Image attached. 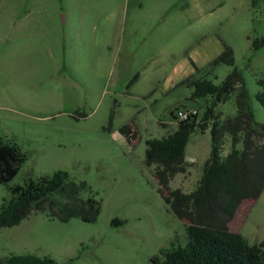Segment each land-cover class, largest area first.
<instances>
[{
	"label": "rangeland",
	"instance_id": "1",
	"mask_svg": "<svg viewBox=\"0 0 264 264\" xmlns=\"http://www.w3.org/2000/svg\"><path fill=\"white\" fill-rule=\"evenodd\" d=\"M263 37L264 0H0V136L28 157L10 185L66 171L102 200L96 223L33 214L2 229L0 257L150 264L171 243L184 246L188 223L161 194L146 141L176 129V108L194 107L202 116L204 103L177 84L201 78L195 68L207 69L224 45L233 49L255 119L264 124L256 98L264 48L252 47ZM230 71L219 65L205 77L219 85ZM237 111L234 95L216 109L222 120ZM128 125L133 141L122 133ZM263 146V133L243 129V163L263 155ZM211 149L210 130L194 132L186 149L191 167L168 190L192 192ZM9 197L0 184V206ZM114 219L126 224L113 226ZM230 229L251 245L264 241V192L243 202Z\"/></svg>",
	"mask_w": 264,
	"mask_h": 264
},
{
	"label": "trees",
	"instance_id": "2",
	"mask_svg": "<svg viewBox=\"0 0 264 264\" xmlns=\"http://www.w3.org/2000/svg\"><path fill=\"white\" fill-rule=\"evenodd\" d=\"M252 47L255 51L264 48V37L255 39ZM219 65H226L231 71L217 85L205 76ZM195 70L203 76L196 79L190 75L177 85L190 89L191 101L204 103L202 116L178 122L169 135L146 141V162L155 165L154 177L161 187V194L173 214L188 223L186 244L177 246L171 243L168 248L160 250L159 255L152 257L150 264H264V241L251 245L244 236L230 229L243 202L256 200L264 192V154L254 155L243 163L240 148L243 129L252 128L264 134V124L255 119L249 93L236 67L231 47L224 45V51L207 69ZM259 85L262 89L256 98L264 108V79L259 81ZM233 95L237 114L222 120L216 109ZM172 113L175 114V111ZM76 116L86 117V114L76 113ZM113 118L114 112L110 124ZM131 127H124L122 133L129 137ZM198 130H210L212 143L202 176L190 193L182 189L169 191L175 176L187 174L191 167L186 159V149L191 135ZM134 138L129 137L130 141ZM227 144L230 145L229 151L225 153ZM262 150L264 153V146ZM27 160V154L15 141L0 136V184L7 186L10 192V197L0 206V231L19 226L33 214H43L61 223L73 219L89 224L98 221L102 213L98 192H94L87 181L73 180L66 171L29 177L23 184L11 186ZM125 224V220L112 221L116 227ZM0 264L62 263L49 256L13 254L3 259L0 257Z\"/></svg>",
	"mask_w": 264,
	"mask_h": 264
},
{
	"label": "built area",
	"instance_id": "3",
	"mask_svg": "<svg viewBox=\"0 0 264 264\" xmlns=\"http://www.w3.org/2000/svg\"><path fill=\"white\" fill-rule=\"evenodd\" d=\"M199 112L197 109H185V108H176L175 110V118L178 122L189 120L195 116H198Z\"/></svg>",
	"mask_w": 264,
	"mask_h": 264
},
{
	"label": "crops",
	"instance_id": "4",
	"mask_svg": "<svg viewBox=\"0 0 264 264\" xmlns=\"http://www.w3.org/2000/svg\"><path fill=\"white\" fill-rule=\"evenodd\" d=\"M189 98H190V96H189ZM188 98V99H189ZM190 100V99H189ZM185 109H196V108H194V107H187V108H185Z\"/></svg>",
	"mask_w": 264,
	"mask_h": 264
}]
</instances>
